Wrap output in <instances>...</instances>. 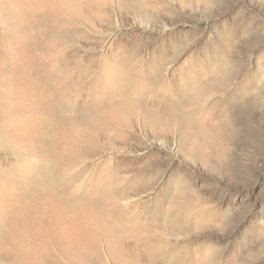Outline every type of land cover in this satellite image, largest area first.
I'll use <instances>...</instances> for the list:
<instances>
[{"label":"rangeland","instance_id":"obj_1","mask_svg":"<svg viewBox=\"0 0 264 264\" xmlns=\"http://www.w3.org/2000/svg\"><path fill=\"white\" fill-rule=\"evenodd\" d=\"M26 263L264 264V0H0V264Z\"/></svg>","mask_w":264,"mask_h":264},{"label":"bare ground","instance_id":"obj_2","mask_svg":"<svg viewBox=\"0 0 264 264\" xmlns=\"http://www.w3.org/2000/svg\"><path fill=\"white\" fill-rule=\"evenodd\" d=\"M19 12V11H18ZM23 48V47H22ZM27 48V47H26ZM25 50H27V49H25ZM22 51H24V48L22 49ZM31 51V50H30ZM27 52H28V50H27ZM22 53V52H21ZM33 53V52H32ZM23 54V53H22ZM23 55H25V54H23ZM22 55V56H23ZM27 55V54H26ZM23 57H25V56H23ZM130 86V83H129V80L126 78V77H122V79H121V81L119 82V84H118V86H117V90H118V92L121 94V95H123V97L124 96H127V95H124L125 93L124 92H126L127 90H128V88H130L129 87ZM27 87V86H26ZM29 87H31V85H29ZM28 87V88H29ZM47 89H48V87H47ZM40 90V89H39ZM38 90V91H39ZM49 90V89H48ZM34 91V90H33ZM41 91V90H40ZM42 92V91H41ZM36 93V92H35ZM40 93V92H39ZM128 94V93H127ZM38 95V94H37ZM37 98V97H36ZM15 185V184H14ZM48 196V195H47ZM46 196V197H47ZM12 197V196H11ZM47 199V198H46ZM48 199H50V198H48ZM51 200V199H50ZM6 202V201H5ZM53 202V201H52ZM52 202L50 203L51 205L50 206H52V209H50L49 210V213L48 214H46V216H45V223H47L48 224V226L49 227H51L52 229H53V231L57 234V235H65L66 233H65V224H68L69 226H71L73 223H74V219L77 217H73L72 215L70 216L69 215V217H67V216H65V214H64V212L62 211V209H61V207L59 206V204L56 202V203H53L52 204ZM11 203H12V201H11ZM6 204V203H5ZM8 204V203H7ZM10 205V204H9ZM8 205V206H9ZM47 205V204H46ZM62 205V204H61ZM8 206H7V208H8ZM37 207H40V206H37ZM47 207V206H46ZM42 208V207H41ZM50 208V207H49ZM6 209V208H5ZM7 210V209H6ZM37 210V209H36ZM40 210V209H39ZM43 210V209H42ZM14 211V210H13ZM8 212V211H7ZM38 212V211H37ZM47 212V211H46ZM11 213V212H10ZM38 213H40V211L38 212ZM37 213V214H38ZM74 215V214H73ZM15 216V215H14ZM14 216L12 215V217L10 218L11 220H14ZM18 216V215H17ZM16 216V217H17ZM73 217V218H72ZM9 218V217H8ZM41 218V217H40ZM72 218V219H71ZM9 219V220H10ZM42 219V218H41ZM78 220V219H77ZM71 224H70V223ZM77 223H78V221H76ZM80 224H81V222H80ZM24 226V225H23ZM48 226H47V228H48ZM82 226V225H81ZM13 228H16V227H18L17 225H14V226H12ZM25 227V226H24ZM71 227H73V226H71ZM78 227H79V225H78ZM75 229V228H74ZM46 230L47 229H45V232H46ZM73 231V230H72ZM44 232V233H45ZM48 232H50V231H48ZM47 232V233H48ZM46 233V234H47ZM51 233V232H50ZM72 233V232H71ZM51 234H54V233H51ZM55 234V235H56ZM71 235H73L74 236V234H71ZM67 236V235H66ZM66 236H65V238H66ZM42 237V236H41ZM54 237V236H53ZM55 238V237H54ZM68 239V238H67ZM70 239V238H69ZM68 241V240H67ZM31 253V252H30ZM26 254V253H25ZM22 257H24V256H22ZM27 264V263H26Z\"/></svg>","mask_w":264,"mask_h":264}]
</instances>
